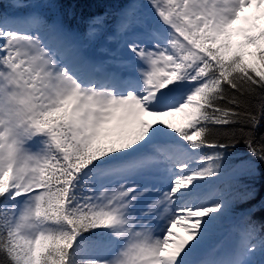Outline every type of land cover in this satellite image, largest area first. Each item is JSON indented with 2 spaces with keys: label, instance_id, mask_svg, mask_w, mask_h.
<instances>
[{
  "label": "snow or ice",
  "instance_id": "1",
  "mask_svg": "<svg viewBox=\"0 0 264 264\" xmlns=\"http://www.w3.org/2000/svg\"><path fill=\"white\" fill-rule=\"evenodd\" d=\"M58 7L0 9V264H264V0Z\"/></svg>",
  "mask_w": 264,
  "mask_h": 264
},
{
  "label": "trees",
  "instance_id": "2",
  "mask_svg": "<svg viewBox=\"0 0 264 264\" xmlns=\"http://www.w3.org/2000/svg\"><path fill=\"white\" fill-rule=\"evenodd\" d=\"M57 4L62 5L60 8L74 7V21L72 23L68 22V18L64 13V19L66 22L70 23L73 26H81L83 21L93 12H103L105 9L109 12V5H113L114 10L116 7L115 4L122 3L123 0H56ZM5 6V0L0 1V9ZM181 117L178 119V124L181 123ZM260 171L262 173V177H264V165H260ZM257 177L256 186L259 188L262 183H264V178ZM264 191V190H262Z\"/></svg>",
  "mask_w": 264,
  "mask_h": 264
},
{
  "label": "bare ground",
  "instance_id": "3",
  "mask_svg": "<svg viewBox=\"0 0 264 264\" xmlns=\"http://www.w3.org/2000/svg\"><path fill=\"white\" fill-rule=\"evenodd\" d=\"M180 229H176V232H178L181 236L185 235L183 228L179 227Z\"/></svg>",
  "mask_w": 264,
  "mask_h": 264
},
{
  "label": "rangeland",
  "instance_id": "4",
  "mask_svg": "<svg viewBox=\"0 0 264 264\" xmlns=\"http://www.w3.org/2000/svg\"><path fill=\"white\" fill-rule=\"evenodd\" d=\"M173 118V117H172Z\"/></svg>",
  "mask_w": 264,
  "mask_h": 264
}]
</instances>
